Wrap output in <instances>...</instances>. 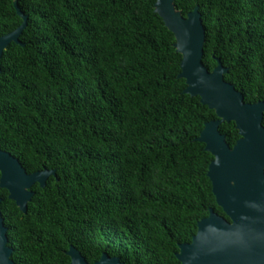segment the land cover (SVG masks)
<instances>
[{
	"label": "trees",
	"instance_id": "obj_1",
	"mask_svg": "<svg viewBox=\"0 0 264 264\" xmlns=\"http://www.w3.org/2000/svg\"><path fill=\"white\" fill-rule=\"evenodd\" d=\"M155 0H0V151L27 174L53 170L26 213L0 189L15 264H180L178 246L217 207L212 156L196 141L213 110L183 93L181 55ZM199 7L202 62L217 60L245 103L264 102V0H174ZM264 127V115L262 119ZM218 131L232 148L234 123Z\"/></svg>",
	"mask_w": 264,
	"mask_h": 264
},
{
	"label": "water",
	"instance_id": "obj_2",
	"mask_svg": "<svg viewBox=\"0 0 264 264\" xmlns=\"http://www.w3.org/2000/svg\"><path fill=\"white\" fill-rule=\"evenodd\" d=\"M21 25L0 37V59L10 43L21 45L19 36L27 26V17L15 3ZM154 11L173 34L176 52L181 55L178 78L185 81L184 94L198 97L213 110L215 120L204 124L197 142L212 156L207 177L217 207L228 220L209 210L197 223L190 243L178 246L175 254L180 264H264V102L245 103L240 92L223 80L228 72L219 60L212 71L202 62L205 31L199 7L186 17L174 7V0H155ZM234 123L239 139L230 148L218 131L223 123ZM55 176L53 170L27 174L16 158L0 151V189L20 212L34 196L30 189L43 188ZM1 203V198H0ZM7 228L0 213V264H15L8 247ZM70 264H88L70 246L66 251ZM92 264H124L117 257L103 253Z\"/></svg>",
	"mask_w": 264,
	"mask_h": 264
}]
</instances>
